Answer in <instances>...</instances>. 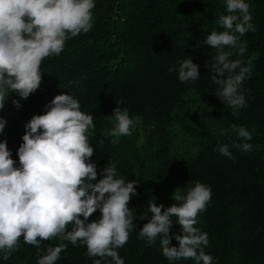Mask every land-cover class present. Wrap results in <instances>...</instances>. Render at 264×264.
Listing matches in <instances>:
<instances>
[{
  "label": "trees",
  "instance_id": "1",
  "mask_svg": "<svg viewBox=\"0 0 264 264\" xmlns=\"http://www.w3.org/2000/svg\"><path fill=\"white\" fill-rule=\"evenodd\" d=\"M248 2L255 31L240 38L246 44L243 55L224 49L232 52L231 60L251 67L242 83L246 106L241 109L216 97L220 85L209 76L216 75L210 65L217 52L203 43L211 30H223L215 21L227 14L224 0H95L93 27L67 39L58 56L41 62L40 87L26 100L11 90L4 98L0 118L6 126L0 142H7L17 167L25 124L44 114L55 96L72 95L81 111L94 116L89 136L90 159L97 165L93 183L110 160L118 178L136 181V195L128 204L135 227L118 249L124 264H169L159 238L149 246L139 237L148 222L140 217L151 218L148 204L168 208L181 203L175 197H183L196 182L211 188L210 202L198 213L195 226L207 233L204 251L213 264H264V0ZM188 56L199 66V79L182 83L169 69ZM13 100L19 101V109ZM117 104L139 118L131 134L119 138L106 135L116 123L112 115ZM233 124L252 132L250 152L232 146L234 140L240 143ZM223 144L231 158L219 152ZM101 215L97 210L89 222ZM171 219L170 232L183 235L177 218ZM60 242L56 236L41 241L37 249L21 237L0 264H36L46 247ZM64 243L66 250L56 264H92L86 246ZM171 246L178 247V241L173 238ZM110 261L105 257L102 264ZM175 264L195 262L181 259Z\"/></svg>",
  "mask_w": 264,
  "mask_h": 264
},
{
  "label": "clouds",
  "instance_id": "2",
  "mask_svg": "<svg viewBox=\"0 0 264 264\" xmlns=\"http://www.w3.org/2000/svg\"><path fill=\"white\" fill-rule=\"evenodd\" d=\"M224 3L227 14L215 21L223 30H211L203 43L217 52L210 65L216 75L209 76L220 85L216 97L236 110L246 106L242 83L251 75V67L241 60H231L232 52L224 49H237L243 55L246 44L240 38L254 32L255 27L248 0ZM94 7L95 0H0V109L8 90L26 100L40 87L41 62L58 56L67 39L91 30ZM169 71H176L182 83L199 79V66L189 56ZM12 103L17 109L21 107L17 100ZM112 116L116 123L106 132L108 136H128L139 123L138 117H130L128 109L118 104ZM93 120L92 114L81 111L77 99L61 94L45 105L44 114L33 116L25 124L23 143L17 152L18 167L7 142H0V260L9 259L21 237L24 243L39 249L41 241L59 236L61 242L46 247L36 264H56L66 250L64 241L86 246L92 264H102L105 257L111 258L110 264H124L118 249L135 227L136 217L128 204L136 195V181L118 178L116 164L110 160L100 173L102 178L93 183L97 181V165L90 159L94 155L89 142ZM5 126L6 120L0 118V133ZM231 130L240 141L234 140L232 146L250 152L252 132L235 124ZM218 150L231 158L227 144ZM210 199L211 188L196 182L183 197H175L182 200L179 204L168 208L148 204L152 215L140 217L148 222L139 230V237L149 246L159 238L161 253L169 264L181 259L213 264V257L204 251L207 233L195 226L198 213L205 210ZM97 210L102 215L89 222ZM172 217L177 218L183 235L170 232ZM173 238L178 247L171 246Z\"/></svg>",
  "mask_w": 264,
  "mask_h": 264
}]
</instances>
